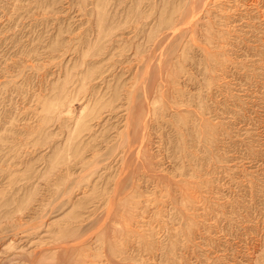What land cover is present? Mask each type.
<instances>
[{"label": "rangeland", "instance_id": "1", "mask_svg": "<svg viewBox=\"0 0 264 264\" xmlns=\"http://www.w3.org/2000/svg\"><path fill=\"white\" fill-rule=\"evenodd\" d=\"M190 2L0 0V264H264V0Z\"/></svg>", "mask_w": 264, "mask_h": 264}, {"label": "bare ground", "instance_id": "2", "mask_svg": "<svg viewBox=\"0 0 264 264\" xmlns=\"http://www.w3.org/2000/svg\"><path fill=\"white\" fill-rule=\"evenodd\" d=\"M191 1H192V3H194L193 0H191ZM194 1H195V0H194ZM204 1H207V0H204ZM192 3L190 2V6H191V5H192V6L194 5V4H192ZM204 3H205V2H204ZM204 3H203V4H204ZM194 6H195V5H194ZM199 6H200V4H199ZM188 8H189V7H187V11L184 12V13H186V14H183L184 16L187 15V14H189V16H191V14L194 13V11L192 12V9H193L194 7H192V9H191L190 12L188 11ZM197 8H198V7H197ZM201 8H203V7H201ZM201 8H200V9H201ZM185 9H186V8H185ZM189 10H190V9H189ZM193 10H194V9H193ZM195 10H196V9H195ZM199 11H200V10H199ZM201 11H202V10H201ZM198 14H199V12H198ZM184 16H183V17H184ZM189 16H188L187 18H189ZM196 16H197V15H196ZM193 18H195V17H193ZM193 18H192V19H193ZM185 19H186V18H185ZM190 20H191V17H190ZM192 21H194V20H192ZM192 21H190V22H192ZM187 22H188V21H187ZM185 25H186V24H185ZM111 35H112V34H111ZM145 36H146V35H145ZM164 36H165V35H164ZM176 36H177V35H176ZM176 36H175V37H176ZM159 39H160V38H159ZM162 39H164V38H162ZM160 40H161V39H160ZM157 41H158V40H157ZM176 41H177V40H176ZM109 42H110V41H109ZM138 42H140V41H138ZM153 42H154V41H153ZM158 42H159V41H158ZM158 42H157V43H158ZM155 43H156V42H155ZM88 45H89V44H88ZM155 46H156V45H155ZM151 47H152V46H151ZM161 47H162V46H161ZM106 48H107V47H106ZM158 48H159V47H158ZM85 50H86V49H85ZM157 50H158V49H157ZM159 50H161V49L159 48ZM165 51H166V50H165ZM159 52H160V51H159ZM163 52H164V51H163ZM86 53H87V52H86ZM157 54H158V53H157ZM160 55H161V53H160ZM85 56H86V54H85ZM87 56H88V54H87ZM158 56H159V55H158ZM155 57H156V56H155ZM152 59H153V58H152ZM147 60H148V59H147ZM147 62H148V61H147ZM79 66H80V65H79ZM148 70H149V69H148ZM75 71H76V70H75ZM148 74H149V73H148ZM150 78H151V77H150ZM84 79H85V78H84ZM65 81H66V80H65ZM65 81H64V82H65ZM66 83H68V82H65V84H66ZM83 83H84V82H83ZM62 85H64V83H63ZM66 85L68 86V84H66ZM80 85H81V87H82V86H85V85H82V83H81ZM60 87H61V86H60ZM62 87H63V86H62ZM64 87H66V86H64ZM64 87H63V88H64ZM81 87H80V88H81ZM83 88H84V87H83ZM66 89H69V87H68V88L66 87ZM66 89H63L64 92L70 90V89H69V90H66ZM60 90H62V88H61ZM60 90H59V91H60ZM81 90H82V89H81ZM79 91H80V90H79ZM62 92H63V91H62ZM67 93H69V92H66L65 94L67 95ZM62 94H63V93H61V95H60V94L58 93V95H60L61 97H62ZM58 95H57V99H58ZM60 96H59V97H60ZM64 96H65V95H64ZM68 96H69V95H68ZM66 97H67V96H66ZM66 97H65V98H66ZM76 97H77V96H76ZM67 98H68V97H67ZM73 98H74V97H73ZM59 99H61V98H59ZM59 99H58V102L60 101V102H62V104L65 103V102H64L65 99L62 100V101L59 100ZM71 99H72V98H71ZM71 99H70V100H71ZM70 100H69L68 102H70ZM51 101H52V100H51ZM53 101H54V100H53ZM55 101L57 102V100H55ZM55 101H54V103H53V102H49V103L56 104ZM58 102H57V103H58ZM47 103H48V101H47ZM49 103H48V105H49ZM66 103H67V102H66ZM110 103H111V102H110ZM52 104H50L51 107L49 106L51 109H53L54 106H55V105L52 106ZM62 104H61V105H62ZM71 104H72L71 102L68 103L69 107H70ZM64 105H65V104H64ZM64 105H63V107H64ZM68 105H67V106H68ZM110 105H111V104H110ZM110 105H109V107H111ZM131 105H132V104H131ZM87 106H89V104H87ZM87 106H84V107H86V109H87ZM101 106H102V105H101ZM47 107H48V106H47ZM49 107H48V108H49ZM52 107H53V108H52ZM56 107H58V105L55 106V108H54L53 110L50 109L49 111L55 112ZM69 107H68V109H66V110H67V111H66L67 114H68V112H70V110H69L70 108H69ZM109 107H106V108H109ZM132 107H134V106H131V108H132ZM46 109H47V108H46ZM57 109H58V108H57ZM83 109H84V108H83ZM86 109H84L85 111L82 110V111L84 112V115H81L80 117H77V119H75V121H76V120L79 121L80 118H81V119H80L81 121H84V120H82V116H85V118H83V119H85V121H89V120H90V119L86 120V114H87V113L85 114V112H87ZM88 109H89V107H88ZM134 109H135V108H134ZM59 110H60V109H59ZM61 110H62V107H61ZM61 110H60V111H61ZM47 111H48V109H47ZM49 111H48V112H49ZM62 111H63V110H62ZM82 111H81V112H82ZM129 111H130V110H129ZM58 112H59V111H57V113H58ZM64 112H65V111H64ZM64 112H63V113H64ZM88 112H89V110H88ZM101 112H103V111L101 110ZM49 113H50V112H49ZM57 113H56V114H57ZM61 113H62V112H60V114H58L57 116H61V115L63 114V113H62V114H61ZM130 113H131V111H130ZM130 113L128 112V115H127V116H128V117H127L128 119L130 118V116H132ZM67 114H65V115H67ZM82 114H83V113H82ZM100 114H102V113H100ZM63 115H64V114H63ZM68 115H69V114H68ZM96 115H97V114H96ZM69 116H70V115H69ZM87 116H89V115L87 114ZM133 116H134V115H133ZM96 117H97V116H96ZM98 117H99V116H98ZM58 118H59V117H58ZM87 118H88V117H87ZM128 119H127V120H128ZM130 119L132 120L133 117L130 118ZM127 120H126V121H127ZM131 120H130V121H131ZM81 121H79L78 123L80 124ZM85 121H84V122H85ZM90 121H91V120H90ZM90 121H89L88 123H90ZM133 121H134V120H133ZM128 122H129V121H127V123H128ZM76 123H77V121H76ZM76 123H75V125H77ZM81 123H83V122H81ZM130 123H133V122H130ZM81 125H82V124H80V126H78L79 128H78V127H77V128L74 127V130L78 129V132H79L80 129L83 128V126H85L86 124L83 125V126H81ZM87 125H88V124H87ZM126 125H129V127H131V124H126ZM126 125H125V126H126ZM80 127H81V128H80ZM87 127H88V126H87ZM127 128H128V127H127ZM86 129H87V128H86ZM124 129H125V128H124ZM84 130H85V129H84ZM128 130H129V129H128ZM81 131H82V130H81ZM125 131H126V129H125ZM128 132H129V131H128ZM128 132H127V133H128ZM132 132H133V131H132ZM132 132H131V133H132ZM74 133H75V132H74ZM70 134L73 135L72 133H70ZM128 134H129V133H128ZM128 134H127V136H131V135H128ZM71 137H72V136H71ZM73 138H74V136H73ZM73 138H70V137H69V140L71 141ZM128 138L130 139V141L132 140L131 137H128ZM128 138H127V139H128ZM129 139H128V140L125 139L126 142L129 141ZM130 141H129L128 143H126V144H128L129 146H130V145L132 146V144H131L132 142H130ZM68 143H69V142H68ZM134 143H135V142H134ZM68 145H69V144H68ZM70 145H71V143H70ZM128 145H127V147H129ZM131 146H130V147H131ZM132 147H133V146H132ZM130 149H131V148H130ZM63 150H64V149H62V151H63ZM68 151H70V150H68ZM70 152H71V151H70ZM70 152H69V153H70ZM72 152H73V151H72ZM77 152H78V151H77ZM63 153H64V152H63ZM65 153H66V152H65ZM69 153H68V154H69ZM74 153L76 154L75 151H74ZM70 154H71V153H70ZM72 154H73V153H72ZM63 155H64V154H63ZM66 156L68 157V155H66ZM66 156H65V159H66ZM76 156H78V155H76ZM69 157H71V155H70ZM74 157H75V156H74ZM74 157H71V158H74ZM71 158H69V160H70ZM75 158H76V157H75ZM75 158H74V159H75ZM63 159H64V157H63ZM63 159H62V160H63ZM76 159H77V158H76ZM71 160H72V159H71ZM127 160H128V159H127ZM129 160H130V159H129ZM129 160H128V161H129ZM63 161H65V160H63ZM74 161H76V160H74ZM74 161H73V162H74ZM68 162H69V161H68ZM68 162H67V164H68ZM125 162H126V161H125ZM132 162H134V161H132ZM71 163H72V162H70V164H71ZM62 164H63V163H62ZM62 164H61V166H62ZM125 164H126V163H125ZM64 165H66V164H64ZM64 165H63V166H64ZM128 165H129V162H128ZM128 165H127V166H128ZM131 165H132V164H130V167H131ZM135 165H137L136 162H135ZM59 166H60V164H59L57 167H59ZM68 166H69V165H68ZM57 167H56V168H57ZM124 167H125V166H124ZM132 167H135V166L133 165ZM63 168H64V167H63ZM65 168H66V167H65ZM65 168H64V169H65ZM60 169H61V168H60ZM66 169H67V168H66ZM133 169H134V168H133ZM58 183H59V182H58ZM52 184H53V183H52ZM81 248H82V247H81ZM75 261H76V260H75Z\"/></svg>", "mask_w": 264, "mask_h": 264}]
</instances>
